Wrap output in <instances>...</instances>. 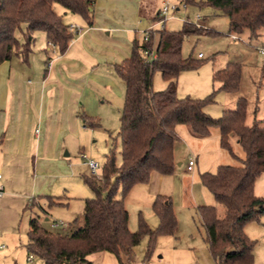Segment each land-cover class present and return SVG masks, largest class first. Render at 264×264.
I'll list each match as a JSON object with an SVG mask.
<instances>
[{"label": "trees", "instance_id": "obj_1", "mask_svg": "<svg viewBox=\"0 0 264 264\" xmlns=\"http://www.w3.org/2000/svg\"><path fill=\"white\" fill-rule=\"evenodd\" d=\"M93 1L0 0V62L13 54L26 60L35 30H41L46 41L63 53L74 29L63 22L62 14L79 15L90 25ZM179 1L211 6L227 17V32L233 37L260 36L263 46L260 52L264 51V0ZM55 3L62 7V13L55 10ZM152 18L158 20V13ZM20 24L24 29L18 38L14 31ZM147 31V39L133 37L129 55L114 64L115 72L124 83L117 131L120 159L117 163L112 146L104 153L100 177L92 172L81 174L83 182L93 192L83 199V223L70 232L51 231L41 224L39 213L31 211L24 248L27 254L39 257L43 264H95L87 255L97 251L111 252L120 264H128L126 260L143 235L147 236V256L158 235L174 233L176 217L170 196L154 194L150 207L157 224L151 228L138 213L134 230L128 228L123 197L134 184L147 182L152 171L172 172L176 124H184L190 134L197 137L206 136L216 127L219 145L234 156L229 137L236 138L243 152V156H236L239 163H219L214 170L199 173L200 183L211 192L216 203L223 205V214H217L214 204H198L195 211L213 264H251L253 261L256 240L244 232L243 226L264 214V195L253 191L256 177L264 171V125L255 117L246 122V98L242 95L236 97L232 108H223L219 115L212 116L203 109L217 91L232 92L238 88L241 63L229 60L215 68L211 73L212 89L205 96H178L177 76L184 70L196 68L202 60L191 53L181 54L184 37L194 33L213 35L218 31L187 19L177 29L166 30L162 26L148 27ZM154 71L166 81L164 88L153 89ZM78 116L83 124L96 125L86 121L82 113L78 112ZM44 196L48 207L66 203L59 195ZM34 198L28 200L24 208L36 205L45 213V208Z\"/></svg>", "mask_w": 264, "mask_h": 264}, {"label": "rangeland", "instance_id": "obj_2", "mask_svg": "<svg viewBox=\"0 0 264 264\" xmlns=\"http://www.w3.org/2000/svg\"><path fill=\"white\" fill-rule=\"evenodd\" d=\"M162 1L175 2L178 0H140V13L137 15V19L140 21L135 24L136 34L140 36L143 29L151 26L155 28L163 26L166 30L177 29L186 19L193 21L195 25L206 26L218 31L217 34L213 35L194 33L184 37L181 54L186 56L191 53L192 56L196 57L198 56L197 53L201 52L202 55L199 57L202 60L196 68L179 73L176 93L180 96H205L212 89L211 70H213V67L222 64L226 59L237 60L241 62L238 88L232 92L217 91L213 100L206 103L203 109L212 116L219 115L223 106L232 108L236 97L242 95L246 98V122L249 123L255 117L264 125V66H262L264 64V51L260 52L261 47H263L261 37L250 38L245 34L233 37L227 32V17L206 4L186 3L183 7L182 3L178 2V9L168 11L163 23L160 24L157 20L154 22L152 17H154L155 8L159 7ZM54 8L58 10L62 7L55 3ZM196 16H199V20H195ZM63 19L65 20L66 17L63 16ZM23 29L22 24H20V27L15 28L16 37L20 38ZM36 31L33 32L34 40L30 56L33 55V59L37 61V64H40V68L36 69V72L41 74L46 64L43 60L41 61V56L44 57L45 55L43 47L46 46L42 38L43 33ZM154 36V39H156L157 33ZM27 77L31 80L34 78L33 75H27ZM108 83L106 85L96 83L97 86L92 88L94 96L86 101L83 99L81 101L82 105L79 113L83 114L86 121H93L96 125L83 126L81 125L82 118L79 117L81 130L78 139L68 140L61 150L62 153L64 150L67 151V154L63 156L64 166L58 167L59 178L56 179V182L60 181L62 183V187H58L54 194L60 195L61 200L67 202V204L54 206L46 215L48 219H41L42 225L51 231L70 232L83 223V199L92 196L93 192L81 178L80 174L82 172L90 173V169L83 162L84 158L80 157V153H84L87 158L96 162L97 167L94 171L96 177H100L99 173L104 153L110 147H114L115 160L117 163L119 162L120 140L117 131L123 103L124 83L114 70ZM165 85L166 83L159 72L154 71L152 75L153 89H161ZM91 87L89 86L90 89ZM213 128L217 129L216 127ZM210 135L206 138V141L212 140L213 135ZM229 142L232 152L238 157L243 156L242 149L234 136L229 137ZM195 143L197 147L201 145L198 142ZM203 143H205V140H203ZM174 145L176 150L175 163L178 160L180 163L174 165L171 173L164 175L170 183L169 185H163L164 192L160 193H164L171 198L177 223L176 232L158 235L147 256H145L147 236L143 235L133 247L130 259L126 260L128 264L141 262L144 264H199L200 248H205L206 244L203 238L204 230L199 222L195 206L199 203L214 204L217 214L219 216L223 214V205L213 201L211 192L200 183L199 173L203 171L202 166H205L204 170L210 171L215 169L217 163L237 164L239 163L238 157L230 154L227 149L221 147L217 142H214L215 147L213 149L205 150L204 148L208 146L207 142L199 150L192 170L187 171L185 170L187 159L191 156L194 158V155H196L192 153V151L194 152L191 146L192 142H187L184 137H181V139H176ZM132 191L133 189L123 197V203L128 212V228L130 230L136 228L138 213L151 228L155 227L157 218L151 210V201L142 197L145 196L142 194L135 197ZM253 191L257 195H264V171L256 177ZM205 199L208 203L202 201ZM30 210L42 215V212L36 206H33ZM74 218L76 222L75 225H72ZM51 220H58L62 223L58 226H52L50 225ZM67 220L71 222L70 228H68ZM243 230L249 237L257 241L254 252L263 250L264 214H261L257 220L246 222ZM19 238L15 248L11 247L9 242L3 240L5 248L0 249V264H43L36 255H33L29 261L25 259V255H27L23 246L26 241L25 233L20 234ZM262 253L261 251L260 254L262 255ZM87 257L95 264H120L116 256L108 251H97L87 255Z\"/></svg>", "mask_w": 264, "mask_h": 264}, {"label": "crops", "instance_id": "obj_3", "mask_svg": "<svg viewBox=\"0 0 264 264\" xmlns=\"http://www.w3.org/2000/svg\"><path fill=\"white\" fill-rule=\"evenodd\" d=\"M139 2L140 0H94L90 25L79 15L64 12L63 22L75 23L77 29L73 31L63 53H59L55 46L51 48L44 33L37 30L43 33L46 46L43 47L45 58L41 56V61L46 62L51 58L49 66L45 64L41 74L36 72L40 64L33 59V55L30 56L32 49L26 60L13 54L0 62V244H3L0 249L5 248L3 240L15 248L19 235H26L30 209L34 206L24 208L28 200L35 197L34 200L45 208V213H42L44 217L39 213V219L44 220L48 219L46 215L54 206L67 204L48 207L44 195H57L54 192L62 187V183L56 182V179L59 178L58 167L64 166L63 156L67 151L62 153L61 150L68 140H77L81 125H86H80L78 116L82 99L86 101L94 96L92 88L97 86L96 83L109 84L114 64L129 55L131 39L139 36L135 29L136 22L140 21L137 19L140 13ZM157 9L158 6L154 14ZM56 11L62 13L63 9ZM63 16L66 17L65 20ZM229 60L232 59H226L222 64L214 66L213 70L222 67ZM27 75H33L34 78L31 80ZM177 81L178 77L176 92ZM89 86H92L91 89ZM223 108L230 107L223 106L221 110ZM211 130L206 136L197 137L190 134L184 124L175 125L177 138L184 137L185 141L192 142V153L196 154L194 164L203 144L208 142V146L204 148L206 150L213 149L214 142L218 143V130ZM210 134L214 138L206 141ZM203 140L205 143L202 144ZM195 142L201 145L197 147ZM175 151L173 145L174 161ZM83 162L87 165L85 159ZM176 163L179 164L180 161ZM202 167L204 171L205 166ZM192 168L186 169L185 164V170L190 171ZM164 175L152 171L147 182L136 183L130 190L133 189L135 197L142 194L145 195L142 197L151 201L154 194L164 192L163 185H169L170 182ZM202 201L208 203L206 199ZM75 222L74 218L72 225ZM67 224L70 228L69 220ZM254 248L251 264H264V248L260 249L262 255L261 251L254 252ZM200 251L199 264H213L207 248H200Z\"/></svg>", "mask_w": 264, "mask_h": 264}, {"label": "built area", "instance_id": "obj_4", "mask_svg": "<svg viewBox=\"0 0 264 264\" xmlns=\"http://www.w3.org/2000/svg\"><path fill=\"white\" fill-rule=\"evenodd\" d=\"M178 2H181L183 7L185 6V3L183 1H179V0L178 1H175V2H173V1H162L161 2V5L157 9V13L159 15V18H158L157 21L160 24L163 23L165 17L167 16L168 11L178 9V7H179ZM195 20H199V16H196V19ZM68 26L70 28H73L74 30L77 29V25L75 23H69ZM140 33L141 34H140V36H139L138 39H147V37H148V31H147V29L142 30ZM48 45L51 48L54 47V44L51 43V42H49V41H48ZM260 50L262 51V49H260ZM197 55L198 56H201L202 54H201V52H198ZM50 60H51V58H48L46 60V65L47 66H49V64L51 62ZM80 157H82V158L85 159V162L87 163V165H88V167L90 169V172L94 173V171H95V169L97 167L96 162L93 161L90 158H87L86 155L84 153H82V152L80 153ZM193 164H194V158L191 156L190 158L187 159L186 169H191L192 166H193ZM0 177H1V173H0ZM1 188L2 187L0 185V193H1ZM61 223L62 222L61 221H58V220H51L50 225H52V226H58ZM2 246H3V244H0V247H2ZM31 256H32V254L28 253L27 256H26V259H30ZM138 264H143V262L138 263Z\"/></svg>", "mask_w": 264, "mask_h": 264}, {"label": "water", "instance_id": "obj_5", "mask_svg": "<svg viewBox=\"0 0 264 264\" xmlns=\"http://www.w3.org/2000/svg\"><path fill=\"white\" fill-rule=\"evenodd\" d=\"M65 154H66V151H65Z\"/></svg>", "mask_w": 264, "mask_h": 264}]
</instances>
